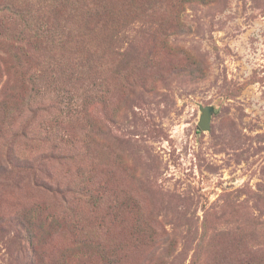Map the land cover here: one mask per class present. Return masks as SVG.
I'll return each instance as SVG.
<instances>
[{"label": "rangeland", "instance_id": "1", "mask_svg": "<svg viewBox=\"0 0 264 264\" xmlns=\"http://www.w3.org/2000/svg\"><path fill=\"white\" fill-rule=\"evenodd\" d=\"M13 6L0 264H264V0Z\"/></svg>", "mask_w": 264, "mask_h": 264}, {"label": "trees", "instance_id": "2", "mask_svg": "<svg viewBox=\"0 0 264 264\" xmlns=\"http://www.w3.org/2000/svg\"><path fill=\"white\" fill-rule=\"evenodd\" d=\"M16 0H0V14L4 11H14L16 12L15 10H13V4L15 3ZM25 15V14H24ZM24 21H25V24L28 23V18L26 17V15L24 16ZM44 29L43 27H36V29L34 28L33 31H35L36 33H40L42 32ZM19 42V41H18ZM14 48V47H13ZM16 50L18 52H22L21 51V48L20 46H16L15 47ZM4 52H7L8 53V56H9V50H6ZM1 61H0V67L1 66H5V68L7 70L10 71V69L12 68V57H0ZM14 66V65H13ZM13 69V68H12ZM26 72L29 74L28 76L25 75L26 77V81L28 80L29 82L33 83L34 79H35V76L33 74H31L28 70H26ZM9 79H10V74H9V78L8 80L3 84L2 87H0V107H3L1 102L3 104L6 103L7 100H9V97L7 96V88H4L3 87L9 82ZM24 79V77H22V80ZM3 89V90H2ZM89 114L93 117H95L92 113L89 112ZM99 118V116H97ZM100 119V118H99ZM97 120V118H96ZM23 135H27V131L23 133ZM58 148V147H57ZM13 154V160L9 162V164L13 167H17V168H25L27 167L28 165V158L22 156V155H19L15 152H12ZM47 158H49L50 160H54V159H59L62 157V155L57 152V150L55 149H52L50 151V153L46 154L45 155ZM46 176L44 178H41L39 181H36L35 183L36 184H39V182H41L40 186L43 187V189L49 193H51L52 195L54 196H57L59 195V198H62L64 201H66L68 198H69V191L70 190H74L73 187H68V188H65L61 185V183L56 180L55 178V174L52 172V171H47L46 172ZM69 194V195H68ZM137 233V236H139V232H136Z\"/></svg>", "mask_w": 264, "mask_h": 264}, {"label": "water", "instance_id": "3", "mask_svg": "<svg viewBox=\"0 0 264 264\" xmlns=\"http://www.w3.org/2000/svg\"><path fill=\"white\" fill-rule=\"evenodd\" d=\"M213 111L214 107L212 105L201 106V115L198 124L202 130L208 131L211 129Z\"/></svg>", "mask_w": 264, "mask_h": 264}]
</instances>
